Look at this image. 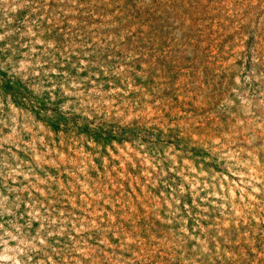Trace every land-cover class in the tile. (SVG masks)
<instances>
[{
	"label": "rangeland",
	"instance_id": "rangeland-1",
	"mask_svg": "<svg viewBox=\"0 0 264 264\" xmlns=\"http://www.w3.org/2000/svg\"><path fill=\"white\" fill-rule=\"evenodd\" d=\"M0 264H264V0H0Z\"/></svg>",
	"mask_w": 264,
	"mask_h": 264
}]
</instances>
